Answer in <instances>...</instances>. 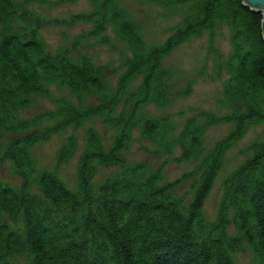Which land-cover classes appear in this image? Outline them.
Listing matches in <instances>:
<instances>
[{
    "label": "trees",
    "instance_id": "obj_1",
    "mask_svg": "<svg viewBox=\"0 0 264 264\" xmlns=\"http://www.w3.org/2000/svg\"><path fill=\"white\" fill-rule=\"evenodd\" d=\"M119 1L90 0L93 12L82 17L93 26L95 37L110 28L131 52L111 95L88 57L76 63L69 50L48 53L33 31L40 23L30 21L26 3L0 0V156L5 134L31 131L10 142L5 152L22 186L15 190L0 180V264L23 256L31 264H234L233 256L245 245L257 264H264V143L252 144V157L224 181L216 221L207 223L202 215L226 153L250 127L264 124L263 13L244 0H150L166 7L186 6L187 11L161 47H149ZM220 24L232 32L233 54L226 63L231 79L225 89L232 113L223 119L194 117L175 139L167 140L172 135L168 119L143 114L149 105H168L170 75L164 61ZM53 84L80 101L96 98L97 105L84 108L61 101L49 115L21 120L19 112L30 106L31 98ZM95 119L115 129L114 142L106 148L95 130L86 132L77 168L78 192L72 193L56 172H39L30 150ZM222 123L233 124L234 130L203 158L205 131ZM47 124L51 126L38 130ZM137 129L164 154L178 147L180 161L201 160L196 169L201 183L188 207L172 196V185L161 184L159 172L126 163L123 156ZM77 153L78 141L70 137L58 154V165ZM99 167L120 172L95 189ZM9 220H22L24 232L11 229Z\"/></svg>",
    "mask_w": 264,
    "mask_h": 264
},
{
    "label": "rangeland",
    "instance_id": "obj_2",
    "mask_svg": "<svg viewBox=\"0 0 264 264\" xmlns=\"http://www.w3.org/2000/svg\"><path fill=\"white\" fill-rule=\"evenodd\" d=\"M17 2L26 3L28 16L32 17L30 21H39L40 26L33 31L44 43L48 53L55 55L69 50L70 58L76 63L82 57H88L98 68L110 94L115 93L118 80L125 72L124 64L131 58V52L126 43L110 28L102 36L93 35V26L82 20L84 15L93 12L90 0H16ZM118 3L136 22L149 47H161L182 24L187 11L186 6L166 7L150 0H120ZM232 54V32L227 25L220 24L215 30L181 45L165 59L164 68L170 75L168 105L162 109L149 105L145 107L143 114L146 118L168 119L172 135L167 140L175 139L185 124L194 117L206 114L223 119L232 113L231 103L229 104L230 101L225 96V89L231 79L226 63ZM44 93L33 96L30 106L19 112L21 120L49 115L57 111L61 101L84 108L97 105L96 98L87 97L80 101L59 84L48 85ZM200 120L204 122L203 118ZM48 126L51 125L47 124L38 130ZM90 129L100 135L106 148L113 144L115 129L107 127L98 119L89 121L79 130L69 129L59 133L30 150L39 172H56L66 187L77 193L78 157L84 150L85 135ZM233 130V124L225 123L207 128L202 137L203 158ZM30 132L5 134L3 138L0 180L15 190H20L22 180L17 175L15 166L6 160V148L10 142ZM70 137H75L78 141L77 156L66 164L58 165V154ZM254 143H264V124L250 127L245 136L226 153L223 167L202 211L207 223L216 221L224 195V181L252 157L250 147ZM123 157L129 166L143 165L151 174L159 172L162 177L161 184L172 185V196L181 199L185 207L192 203L201 183V175L196 172L201 160L180 161L181 151L178 147L173 154H164L159 147L143 139L139 129L133 132L129 150ZM119 172L118 168L99 167L93 187L97 189ZM8 223L11 229L20 233L25 230L22 220L17 224L11 220ZM230 233H233V227ZM233 262L257 264L253 252L246 245L233 256ZM10 264H31V261L28 256H23L11 259Z\"/></svg>",
    "mask_w": 264,
    "mask_h": 264
},
{
    "label": "water",
    "instance_id": "obj_3",
    "mask_svg": "<svg viewBox=\"0 0 264 264\" xmlns=\"http://www.w3.org/2000/svg\"><path fill=\"white\" fill-rule=\"evenodd\" d=\"M245 5L249 6L252 10L262 12L264 15V0H244Z\"/></svg>",
    "mask_w": 264,
    "mask_h": 264
},
{
    "label": "bare ground",
    "instance_id": "obj_4",
    "mask_svg": "<svg viewBox=\"0 0 264 264\" xmlns=\"http://www.w3.org/2000/svg\"><path fill=\"white\" fill-rule=\"evenodd\" d=\"M29 19L32 18V17H28Z\"/></svg>",
    "mask_w": 264,
    "mask_h": 264
}]
</instances>
